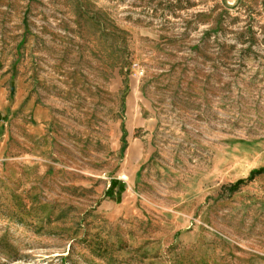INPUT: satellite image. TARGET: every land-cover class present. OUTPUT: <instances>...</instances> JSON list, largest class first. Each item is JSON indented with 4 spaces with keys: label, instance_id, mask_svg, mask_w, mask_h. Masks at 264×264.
Segmentation results:
<instances>
[{
    "label": "rangeland",
    "instance_id": "rangeland-1",
    "mask_svg": "<svg viewBox=\"0 0 264 264\" xmlns=\"http://www.w3.org/2000/svg\"><path fill=\"white\" fill-rule=\"evenodd\" d=\"M261 168L264 1L0 0V264H264Z\"/></svg>",
    "mask_w": 264,
    "mask_h": 264
},
{
    "label": "trees",
    "instance_id": "trees-1",
    "mask_svg": "<svg viewBox=\"0 0 264 264\" xmlns=\"http://www.w3.org/2000/svg\"><path fill=\"white\" fill-rule=\"evenodd\" d=\"M264 173V168L254 170L246 179L239 180L235 185L232 186L233 191H236L242 184L247 183L253 180L257 175ZM119 185L120 190L124 188V184L118 180L112 181V185L108 191V196L111 195L114 186Z\"/></svg>",
    "mask_w": 264,
    "mask_h": 264
},
{
    "label": "crops",
    "instance_id": "crops-1",
    "mask_svg": "<svg viewBox=\"0 0 264 264\" xmlns=\"http://www.w3.org/2000/svg\"><path fill=\"white\" fill-rule=\"evenodd\" d=\"M228 1H229V3H231V4H234L235 2H238L239 0H228ZM259 1L263 2L264 0H259Z\"/></svg>",
    "mask_w": 264,
    "mask_h": 264
}]
</instances>
